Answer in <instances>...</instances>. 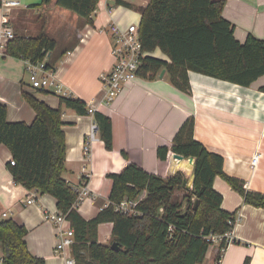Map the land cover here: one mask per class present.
<instances>
[{
    "label": "crops",
    "instance_id": "1",
    "mask_svg": "<svg viewBox=\"0 0 264 264\" xmlns=\"http://www.w3.org/2000/svg\"><path fill=\"white\" fill-rule=\"evenodd\" d=\"M4 1L0 0V28ZM18 1L21 6L8 13L10 26L16 35L37 36L44 30L58 41L59 51L54 54L53 62L55 81L62 85L63 92L59 93L55 85L47 90L34 88L26 60L0 56V101L7 105L8 120H34L35 111L25 101L23 92L54 108L60 107L61 96L71 95L112 119L114 146L109 150L99 129L93 140L89 138L92 115H81L62 106L67 145L64 178L79 190L77 209L85 219L94 218L110 205L113 181L109 174L121 173L130 161L123 151L148 173L168 177L170 156L174 152L170 151L167 160L162 161L157 150L171 145L190 118L194 119V138L210 152L223 156L224 171L242 180L247 190L264 194V91L260 90L264 76L251 86H242L190 71L191 90L186 93L170 82L166 71L163 77L161 72L154 79L138 77L126 84L107 106L101 75L110 71L114 63V36L109 24L115 21L123 29L140 24L139 10L150 0H116L112 13L101 7L93 14V25L63 8L50 10L49 22L40 24L42 11L28 6L41 0ZM224 1L223 16L234 24L239 42L244 43L249 34L264 39V0ZM154 55L169 60L160 49ZM256 153L261 158L253 166ZM12 159L9 148L1 144L0 219L12 218L25 225L29 251L45 258L46 264H64L63 257L55 252L57 228L45 219V212L59 211L56 199L15 183L8 169ZM183 173L188 182L189 174ZM214 187L223 195V209L236 214L235 241L227 246L219 262V247L211 246L203 264H243L247 258L250 264H264V208L245 203L243 196L220 176L215 178ZM32 193L36 201L29 204ZM176 194L182 196L183 192ZM113 227L112 222L99 225L101 243L112 244ZM66 253L72 255V248ZM1 259L0 243V262Z\"/></svg>",
    "mask_w": 264,
    "mask_h": 264
},
{
    "label": "trees",
    "instance_id": "2",
    "mask_svg": "<svg viewBox=\"0 0 264 264\" xmlns=\"http://www.w3.org/2000/svg\"><path fill=\"white\" fill-rule=\"evenodd\" d=\"M98 1L41 0L28 7L40 9L45 20L50 10L67 9L93 25ZM224 5V0H150L141 7L139 31L145 56L138 76L154 79L166 70L170 82L186 93L191 90L190 71L242 86H251L264 76V39L249 34L244 43L239 42L234 24L223 16ZM157 49L169 60L156 57ZM58 51V41L43 30L37 36L17 34L7 42L5 55L33 63L48 57L47 68L54 69L53 56ZM260 90L264 91V85ZM23 97L35 111V118L31 122L9 121L7 105L0 101V145L7 146L13 155L15 164L10 161L8 169L15 183L56 199L58 210L75 231L72 255L77 264H203L214 245L207 236L224 234L236 222V214L222 207L223 195L214 187L217 176L239 192L245 203L264 208V194L247 190L242 180L224 171L222 155L210 152L194 138V119L190 118L173 143L160 146L157 155L162 161L170 151L193 157L196 177L192 190L186 191L183 172L166 178L148 173L123 151L130 161L121 173L109 174L113 181L110 205L87 220L77 209L79 190L64 178L67 145L62 106L90 115L89 105L74 96H61L60 107L54 108L28 92H23ZM93 118L106 148L113 149L112 119L98 111ZM144 192L146 197L138 204L140 214L116 211V204L126 198L137 199ZM105 222L114 223L113 241L118 242V250L98 239V227ZM171 225L175 230L170 239ZM27 235L25 225L12 218L0 219V264H46L45 258L29 251ZM227 246L226 239L218 244V262ZM243 264H250V259Z\"/></svg>",
    "mask_w": 264,
    "mask_h": 264
},
{
    "label": "built area",
    "instance_id": "3",
    "mask_svg": "<svg viewBox=\"0 0 264 264\" xmlns=\"http://www.w3.org/2000/svg\"><path fill=\"white\" fill-rule=\"evenodd\" d=\"M114 4H116V0H99L94 13L101 7L104 8V10L106 9L107 12L112 13L115 7ZM18 6H21V3L18 0H6L1 5L5 14L2 17L3 26L0 28V56L5 54L7 42L16 36L13 28L10 26V17L8 13L11 12L12 8ZM109 28L114 36V45L112 48L114 63L110 71L101 75V81L105 91L104 103L107 106L112 104L126 84L139 77L138 70L142 57L145 56L140 38L139 24H131L126 29H123L115 21H112V23L109 24ZM48 60V57L45 58L44 61L38 63L26 60V68L29 73L32 86L39 90H47L51 86L55 85L57 91L62 93V85L55 81V70L53 68H47ZM95 111L97 110H95L92 105H89L90 115L93 116ZM97 131L98 125L94 121L89 133V138L91 140L95 138ZM260 158L261 154L256 153L252 158V165L256 166L259 163ZM11 163L15 164L14 159L11 160ZM145 197L146 192L141 194L137 199L126 198L119 204H116L115 209L116 211L124 214L138 215L141 213L138 210V204ZM35 201V194L32 193L28 199V203L32 204ZM162 210L163 209H161V211ZM6 215L7 214L4 213V216ZM45 219L55 224L57 228L58 243L55 246V252L63 257L64 264H77L75 258L66 253L75 243V231L66 218V215L60 211H47L45 212ZM174 230L175 226L171 225L169 227L170 239L173 238ZM206 239L208 242H213L214 244H219L223 239H226L228 245L235 241L233 238V229L224 234L212 232Z\"/></svg>",
    "mask_w": 264,
    "mask_h": 264
},
{
    "label": "water",
    "instance_id": "4",
    "mask_svg": "<svg viewBox=\"0 0 264 264\" xmlns=\"http://www.w3.org/2000/svg\"><path fill=\"white\" fill-rule=\"evenodd\" d=\"M166 70H163L160 74L161 77L164 76ZM169 166V176L176 175L178 172H186L189 174V179L186 184V191H190L193 188L194 182H195V160L193 157L186 158L185 156L178 154V153H172ZM177 193V192H176ZM198 200H195L194 209L197 208ZM187 202L185 201L184 207H186ZM112 249L118 250L120 246L118 245L117 241H113L111 244Z\"/></svg>",
    "mask_w": 264,
    "mask_h": 264
},
{
    "label": "rangeland",
    "instance_id": "5",
    "mask_svg": "<svg viewBox=\"0 0 264 264\" xmlns=\"http://www.w3.org/2000/svg\"><path fill=\"white\" fill-rule=\"evenodd\" d=\"M66 11H68V10H66ZM68 12H70V13H72V14H74V15H76L77 16V14L76 13H74V12H72V11H68ZM36 16V15H35ZM41 17V18H40ZM39 17V19H40V24H43V23H48L49 22V18H47L46 20L44 19V17L43 16H40ZM31 19V21H33V17L32 18H30ZM111 243V242H110ZM216 245H218V244H216Z\"/></svg>",
    "mask_w": 264,
    "mask_h": 264
}]
</instances>
